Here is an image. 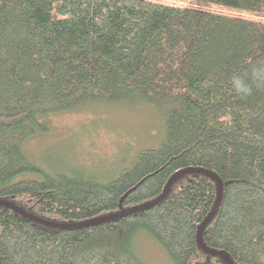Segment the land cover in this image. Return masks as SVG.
Returning <instances> with one entry per match:
<instances>
[{"label":"trees","instance_id":"trees-1","mask_svg":"<svg viewBox=\"0 0 264 264\" xmlns=\"http://www.w3.org/2000/svg\"><path fill=\"white\" fill-rule=\"evenodd\" d=\"M260 62L264 0H0V202L34 218L0 205V264H142L140 234L169 264H226L196 241L217 198L199 173L90 223L188 169L222 185L202 244L264 264V90L241 99L229 83ZM97 103L153 108L159 142L107 181L23 152L49 115Z\"/></svg>","mask_w":264,"mask_h":264},{"label":"rangeland","instance_id":"rangeland-1","mask_svg":"<svg viewBox=\"0 0 264 264\" xmlns=\"http://www.w3.org/2000/svg\"><path fill=\"white\" fill-rule=\"evenodd\" d=\"M46 122L47 134L23 144L34 164L42 171L47 165L59 173L70 169L102 181L126 167L138 150L157 144L162 133L158 112L143 104H91L49 115ZM134 245L142 264H169L164 251L146 235L136 236Z\"/></svg>","mask_w":264,"mask_h":264},{"label":"water","instance_id":"water-1","mask_svg":"<svg viewBox=\"0 0 264 264\" xmlns=\"http://www.w3.org/2000/svg\"><path fill=\"white\" fill-rule=\"evenodd\" d=\"M192 173H199V174H202V175H205V176H208L210 179H212L215 183H216V186H217V198H216V201H215V204L213 206V209L212 211L210 212V214L207 216V218L204 220V222L201 224V226L198 228V231H197V236H196V241H197V244L199 246V248L206 254L208 255H211V256H218L220 258H222L224 260V262L226 264H233L231 262V260L228 258V256L222 252H218V251H214V250H210L208 248H206L203 244H202V241H201V234H202V231L203 229L205 228V226L211 221V219L213 218L217 208H218V205H219V201H220V196H221V191H222V185H221V182L213 175V174H210V173H207L205 171H202V170H193V169H188V170H183L181 172H178L177 174L173 175L166 183L165 187H164V190H163V193L158 197L156 198L155 200L153 201H150L148 203H145L143 204L142 206H139L137 208H133V209H130V210H127L125 212H121L119 214H115V215H111V216H108L106 218H102V219H98L96 221H93V222H90L91 224H95V223H98L100 221H104V220H111V219H116V218H119L121 216H123L124 214L126 213H135V212H140L142 210H145V209H148L149 207H152L156 204H158L159 202H161L169 193L170 191V188L171 186L177 182L178 180H180L182 177H184L185 175H188V174H192ZM0 205L2 206H6V207H9L13 210H15L16 212H18L19 214H21L22 216L24 217H27L28 219H34L32 216L26 214L25 212H23L21 209L15 207L14 205L12 204H9V203H5V202H0ZM40 223H43L45 225H48V226H52V227H55V225L53 224H48V223H45V222H41L39 221ZM87 226V224H85ZM57 227H66V226H57Z\"/></svg>","mask_w":264,"mask_h":264},{"label":"clouds","instance_id":"clouds-1","mask_svg":"<svg viewBox=\"0 0 264 264\" xmlns=\"http://www.w3.org/2000/svg\"><path fill=\"white\" fill-rule=\"evenodd\" d=\"M236 96L245 99L254 92L264 90V62L253 65L244 75L233 74L229 80Z\"/></svg>","mask_w":264,"mask_h":264}]
</instances>
